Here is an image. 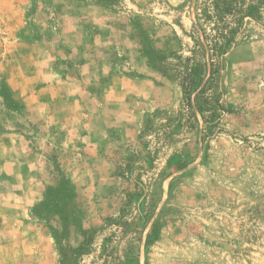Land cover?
<instances>
[{
  "label": "rangeland",
  "instance_id": "rangeland-1",
  "mask_svg": "<svg viewBox=\"0 0 264 264\" xmlns=\"http://www.w3.org/2000/svg\"><path fill=\"white\" fill-rule=\"evenodd\" d=\"M198 1L0 0V264H264V0L208 122Z\"/></svg>",
  "mask_w": 264,
  "mask_h": 264
},
{
  "label": "trees",
  "instance_id": "trees-1",
  "mask_svg": "<svg viewBox=\"0 0 264 264\" xmlns=\"http://www.w3.org/2000/svg\"><path fill=\"white\" fill-rule=\"evenodd\" d=\"M251 9L248 0H199L190 55L170 56V69L179 82L183 102L193 116L200 111L205 122L214 116L206 94L214 87L221 59L236 44Z\"/></svg>",
  "mask_w": 264,
  "mask_h": 264
},
{
  "label": "crops",
  "instance_id": "crops-1",
  "mask_svg": "<svg viewBox=\"0 0 264 264\" xmlns=\"http://www.w3.org/2000/svg\"><path fill=\"white\" fill-rule=\"evenodd\" d=\"M11 191L12 190H10V189L7 190L8 195H11ZM7 206H9V204H7Z\"/></svg>",
  "mask_w": 264,
  "mask_h": 264
}]
</instances>
